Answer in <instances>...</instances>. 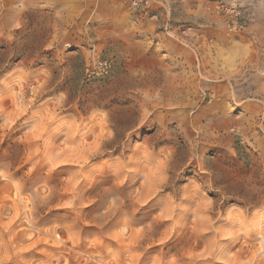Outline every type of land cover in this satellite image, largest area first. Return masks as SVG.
I'll return each instance as SVG.
<instances>
[{
	"label": "rangeland",
	"instance_id": "obj_1",
	"mask_svg": "<svg viewBox=\"0 0 264 264\" xmlns=\"http://www.w3.org/2000/svg\"><path fill=\"white\" fill-rule=\"evenodd\" d=\"M221 4L238 8V18L227 20ZM0 47V264H121L143 251L133 264H262L264 0H162L144 13L130 0H0ZM61 96L49 136L59 144L65 130L51 129L75 124L59 158L80 163L51 175L41 164L24 178L45 149H24L21 137ZM101 132L107 139L96 150ZM161 158L169 163L163 186L152 175ZM116 195L130 228L169 200L179 209L172 221L153 220L139 244L129 231L106 247L100 224ZM65 204L73 214L57 210ZM240 210L242 220L228 218ZM122 221L118 214L105 230ZM167 224L173 238L150 249ZM186 250L202 255H180Z\"/></svg>",
	"mask_w": 264,
	"mask_h": 264
},
{
	"label": "snow or ice",
	"instance_id": "obj_2",
	"mask_svg": "<svg viewBox=\"0 0 264 264\" xmlns=\"http://www.w3.org/2000/svg\"><path fill=\"white\" fill-rule=\"evenodd\" d=\"M42 87H43V85L38 86L35 89V92L36 93H40V89ZM63 99L64 98L61 96L60 99L59 100H55L52 103V105H50L46 109V111H43V112L39 113L37 115V117H36L35 123L28 129L27 134H24L21 137V140H20L19 143L24 145V149L25 148H31L32 145H33V142H42L43 145H44V149H45V155L44 156H41L34 163L27 164V165H30V166L27 168V170H26V172L24 174V178H27L36 169V167L38 165H41V164L47 165V174L51 175L56 169L60 168L61 166H69V165L72 166L73 164H79L80 163L79 161H69L68 159H63L65 161L64 163H60L58 165H51L50 164V161L54 157L57 158V159H60L59 158L60 155H58V153H63L65 151L66 147H67V145H64L63 148H59V151L55 152L54 156L50 155V153L48 152L49 149H54L56 146H59L61 144V143H59V144L53 143L52 140L50 139L49 132H50V125H52V122L54 120H56V118L58 117V115L61 112H63V111H59V112L57 111L58 109H60L62 107V103L61 102L63 101ZM53 108L55 109V113L56 114L53 116V118L51 120H47V117L49 115H51V112H52ZM16 122L11 124L10 129L16 124ZM100 123L102 125L105 123L104 118L100 119ZM61 127H63V129L65 130L64 131L65 138L63 139V141H64L66 139V136L69 134V133H67L66 130L67 129H73V127L75 128V124H66L65 123L62 126H57L55 128H52L51 132H58ZM41 129H43V131H41ZM4 139H5V137H4ZM106 139H107V137L104 136L103 132L99 133L98 136H97V139L94 141L95 149L99 150L100 143L103 140H106ZM3 141L0 142V144H3ZM39 152H40V149H37L36 152L30 153L29 156H28V159L31 161L32 157L34 155H38ZM153 162H154V171L152 172V175H157V173H159V184H160V186H163V184L161 183L160 177L162 175H164V171L169 166L168 160H167V158H161L159 160L155 159V160H153ZM83 163L84 164H88L87 159H85ZM17 180L22 182V187H23V178L22 179H17ZM84 180H87V179H84ZM76 183L81 184V181L77 180ZM41 185H49V184L43 183V184H40L39 186H41ZM38 187H36V188H38ZM113 191H114V188H111V190L109 192L103 194L102 196H98L97 195L98 192H97L95 195H93V196H96V199H89L88 204H85L84 208H87V207L93 205L98 199L106 197L108 194L112 193ZM127 200H128V198H127ZM125 202H126V200L124 198H121V196H119V195L113 196L110 199V203H108V205H107V207L105 209L109 215H108L107 218H103L102 219V222L100 224V228L102 229V233H100V234L104 236V243H105L106 247H107L106 240L107 241L119 240L126 233H129L130 216H129L128 212L126 211ZM201 207L210 208L211 207V202L210 201L203 202L201 204ZM71 208H72L71 204H65L63 206L58 207L57 210H68V211H70L73 214V212L70 210ZM178 209H179V205H177L176 203H173V202H171L169 200L168 204H167V207L165 208V211H163L162 213H164L166 215H172V213L174 211L177 212ZM118 214H121L122 217H123L122 226L116 228L115 230H110V231L105 230V226L109 225L110 221H112V219L114 217H116ZM71 221H72V219H71ZM158 221H160L159 223H162V222H168V221H172V220L161 219V220H158ZM70 222H67V223H70ZM63 224H65V223H63ZM88 227H94L95 228L94 225H89ZM140 227L141 226L134 227V229H139ZM153 227H154V223L152 221V229H153ZM173 228H175L174 224L172 225V232H171L170 236H168L162 242L157 243L155 246H148V247L151 249L153 247L165 246L173 238L174 234L176 233V231L173 232ZM168 229H169V226L167 224V226L162 230V234L165 231H167ZM232 235H233V233L228 232L226 234V236H225V239L227 240V238L231 237ZM132 236H133V233H132ZM144 238H145L144 235L141 234V235H139V236H137L135 238L133 237V239L130 240L129 243L130 244H139V242L144 240ZM140 247H141V249H143L144 245H140ZM108 248H112V247H108ZM145 252L146 251H143L142 255L139 258V261L141 260V257L144 255ZM259 252L260 253H264V248L260 249ZM180 255H184V256H187L188 258H192L194 255H202V253H192L190 250H186L185 252L180 253ZM256 255H257V253L253 252V257H255ZM260 258H261L262 264H264V255H261ZM111 259H112V262H116V261H120L121 258H120L119 253H116V254H114L112 256ZM172 259H173V261H175L177 259V256H172ZM130 260H131V256L128 257L126 262L121 261V264H130ZM207 262H211V261H207ZM152 264H155V260L154 259L152 260Z\"/></svg>",
	"mask_w": 264,
	"mask_h": 264
},
{
	"label": "clouds",
	"instance_id": "obj_3",
	"mask_svg": "<svg viewBox=\"0 0 264 264\" xmlns=\"http://www.w3.org/2000/svg\"><path fill=\"white\" fill-rule=\"evenodd\" d=\"M33 99H35V97H33ZM25 114V111L24 110H21L19 113H17L16 117L14 118L13 120V123H15L16 120H18L21 116H23ZM55 109L53 108L52 109V112H51V115H49L47 117V120H51L53 118V116L55 115ZM74 129V127H73ZM41 131H43V129H41ZM27 134V132L25 133ZM69 135H74V131L69 133ZM60 148H63V141L61 142L60 144ZM58 155H61V153H58ZM65 161L63 159H57V158H53L51 161H50V164L51 165H58L60 163H64ZM160 180H161V183L163 185H167L169 183V177L167 175H162L160 177ZM197 188H199V185H196ZM162 189L158 188L156 189V191L148 197V199L144 200L143 202L140 203V207H143L144 205H146L151 199H153V197H155L156 193L160 192ZM171 202L175 203L173 200H170ZM211 202V200H209ZM211 206H212V202H211ZM138 210V209H137ZM137 210H134V212H137ZM244 217V212L243 210H240L236 215L235 217L233 216H229L228 218L229 219H238V220H242ZM161 219H169V220H173V216L172 215H166L162 212H158L154 217H153V220H161ZM152 220V221H153ZM260 220L261 221H264V214H261L260 216ZM152 221L149 222V223H146L145 225L141 226L139 229H134V228H130L129 227V231H131L133 233V237H137L139 235H144V237L148 236L150 233H152L153 229H152ZM214 223V221H213ZM256 223V222H255ZM171 232H172V228H169L167 231H165L158 240L154 241V243H160L162 242L164 239H166L168 236L171 235ZM262 235H264V229H262ZM147 246H150V245H147ZM142 255V253H139V252H136V253H133L131 255V260H130V264H133V262L135 261H138L140 256ZM155 264H160L159 262V259H157L155 261Z\"/></svg>",
	"mask_w": 264,
	"mask_h": 264
},
{
	"label": "built area",
	"instance_id": "obj_4",
	"mask_svg": "<svg viewBox=\"0 0 264 264\" xmlns=\"http://www.w3.org/2000/svg\"><path fill=\"white\" fill-rule=\"evenodd\" d=\"M161 1L162 0H130V9L138 13H144L153 7V5ZM220 10L227 20H236L240 15V10L230 5L221 4Z\"/></svg>",
	"mask_w": 264,
	"mask_h": 264
},
{
	"label": "bare ground",
	"instance_id": "obj_5",
	"mask_svg": "<svg viewBox=\"0 0 264 264\" xmlns=\"http://www.w3.org/2000/svg\"><path fill=\"white\" fill-rule=\"evenodd\" d=\"M258 218H260V217H258ZM258 221V220H257ZM254 223V222H253ZM255 224V223H254ZM262 221L260 220V221H258L257 223H256V225H255V227H256V229H258V232H257V238L259 239V241H260V244H261V246H262V248H264V235H262L261 234V230L263 229L262 228ZM251 228V227H250ZM255 229V228H254ZM253 229V230H254ZM260 230V231H259ZM132 247V246H131ZM261 248V247H260ZM263 254V253H262Z\"/></svg>",
	"mask_w": 264,
	"mask_h": 264
},
{
	"label": "trees",
	"instance_id": "obj_6",
	"mask_svg": "<svg viewBox=\"0 0 264 264\" xmlns=\"http://www.w3.org/2000/svg\"><path fill=\"white\" fill-rule=\"evenodd\" d=\"M4 51H5V48L0 47V55H3L4 54Z\"/></svg>",
	"mask_w": 264,
	"mask_h": 264
}]
</instances>
